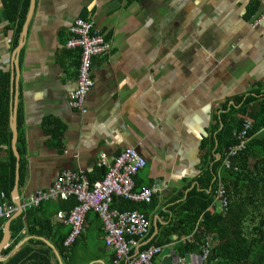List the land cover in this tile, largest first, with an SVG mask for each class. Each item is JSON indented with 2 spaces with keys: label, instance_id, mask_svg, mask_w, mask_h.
<instances>
[{
  "label": "crops",
  "instance_id": "0c3cea01",
  "mask_svg": "<svg viewBox=\"0 0 264 264\" xmlns=\"http://www.w3.org/2000/svg\"><path fill=\"white\" fill-rule=\"evenodd\" d=\"M263 13L264 0H0V71L9 75V101L14 92L18 153L12 187L7 179L0 193L13 203L15 188L21 202L65 171L100 180V155L111 162L131 147L145 161L133 178L134 189L158 188L149 202L135 203L149 223L144 241L159 237L180 218L173 204L185 201L202 170L219 158L214 138L223 126L220 116L229 112L231 119L232 100L239 98L238 109L253 97L246 112L260 110L264 17L259 25L252 22ZM76 19L91 21L110 44L106 55L92 60L85 114L68 102L79 50L65 42ZM255 137L263 138L264 129ZM5 148L0 143V162L6 160ZM71 202L43 201L25 213L0 218V240L6 224L9 234L0 263L27 246L32 263L34 255L45 256L50 264H112L113 252L104 244L94 211L86 214L76 242L65 254L59 250L69 227L57 213ZM130 204L114 198L118 209ZM11 223L18 229L12 230ZM171 237L178 257L198 253L182 237ZM216 241L210 237V250ZM161 261L157 256L152 264Z\"/></svg>",
  "mask_w": 264,
  "mask_h": 264
},
{
  "label": "built area",
  "instance_id": "2783aa9c",
  "mask_svg": "<svg viewBox=\"0 0 264 264\" xmlns=\"http://www.w3.org/2000/svg\"><path fill=\"white\" fill-rule=\"evenodd\" d=\"M263 17L264 13L256 18L252 22L253 27L261 24ZM65 43L67 48L79 50L75 88L68 97L69 107L80 114H85V100L93 85L92 60L106 55L110 44L91 21L84 19H76L72 22ZM250 128L251 122L244 119L239 131L235 133L236 143L229 146L223 155V168H229L232 160L244 149ZM144 165V159L131 147L124 148L111 162L105 160L104 155L101 154L97 167L104 170L102 179L90 181L83 171H65L47 189L34 191L19 202L18 206L6 200L0 193V218L10 217L17 207L20 211H24L27 208L37 207L43 201L73 198L75 200L73 206L57 213L59 220L69 227L64 240L65 248L71 247L80 237L84 230L86 214L94 211L101 222L104 244L113 252L112 264H152L153 259L160 255L161 259L164 257L170 259L172 264H207L210 236L200 240L197 237L202 216L197 220L193 231L182 237L184 243L194 244L198 253L187 254V258H180L171 249L169 243L162 246L149 244L141 248L149 229L144 214L136 208L121 210L113 205L115 197L133 203L149 202L151 195L158 189L156 185L140 190L134 189L133 178ZM213 196L212 204L208 209L224 213L227 205L219 176H216Z\"/></svg>",
  "mask_w": 264,
  "mask_h": 264
},
{
  "label": "trees",
  "instance_id": "16d2710c",
  "mask_svg": "<svg viewBox=\"0 0 264 264\" xmlns=\"http://www.w3.org/2000/svg\"><path fill=\"white\" fill-rule=\"evenodd\" d=\"M238 101L239 98L232 100L230 120L228 119L229 112L220 116L223 126L214 138L215 151L219 152V158L202 170L196 179L198 185L188 191L185 201L178 206L176 204L172 206V209L177 208L175 213H179L180 218L164 227L159 237H154L145 242L141 248L149 244L160 246L168 244L172 241L171 236L174 234L177 235L178 239L190 234L197 220L202 216L199 223L198 239L200 240L205 236L217 239L209 252L207 262L216 258L219 259L217 264H221L222 260H225L223 264L227 262L231 264H264V137H255L256 133L264 129V101L261 102L258 113L253 115L245 110L247 104L254 101L253 97H246L241 108L237 109L235 106ZM9 103V75L7 71H0V143H4L6 146L4 152L6 160L0 162V184H6L7 179H9L8 188H11L14 158L9 145ZM244 119L251 122V128L247 132L248 140L244 149L232 160L231 166L227 169L223 168V155L229 146L236 143L235 133L239 131ZM210 147H213L211 141ZM254 159L256 161L249 165L250 161ZM250 168L252 169L250 170ZM4 173L7 174L4 175ZM214 175L220 177L224 187L227 205L224 213L208 209L214 198L213 193L216 184V176ZM6 197L8 196L6 195ZM71 200L73 203L75 202L73 198L61 201L71 202ZM8 201L10 200L8 199ZM130 203L128 209L136 208L135 203ZM246 206H250V208L247 209ZM29 209L31 208L25 209L24 213ZM10 228L12 230L18 229L12 223ZM185 245L188 249L195 246L191 243H185ZM27 249V246L19 248L17 252L0 264H50L45 256L39 258L33 255L35 263L30 262ZM59 250L64 254L66 253L67 249L64 242L60 245Z\"/></svg>",
  "mask_w": 264,
  "mask_h": 264
},
{
  "label": "water",
  "instance_id": "95a60500",
  "mask_svg": "<svg viewBox=\"0 0 264 264\" xmlns=\"http://www.w3.org/2000/svg\"><path fill=\"white\" fill-rule=\"evenodd\" d=\"M32 1V0H30ZM31 8V3H30V6H29V9ZM14 65H15V61H14ZM15 71L13 70L12 68V72ZM11 78V81L13 83V75L10 77ZM14 92L12 91L11 89V92H10V115H9V124H8V127H9V131H10V150H11V153H12V156L14 158L15 161L18 160V153H17V150L15 148V143H16V136H17V132H16V124H15V117H16V112H15V102H14ZM11 197L14 199V204L16 206L19 205V201L18 199H16V191H15V188L12 189V193H11ZM20 209L17 207L16 209V212L19 213ZM8 229H7V224L4 228V232H3V235H2V238L0 240V249L6 244L7 240H8ZM185 249H187V247H185ZM161 257V255H160ZM187 258V257H186ZM160 264H172L170 262V259L164 257L162 258V261Z\"/></svg>",
  "mask_w": 264,
  "mask_h": 264
}]
</instances>
